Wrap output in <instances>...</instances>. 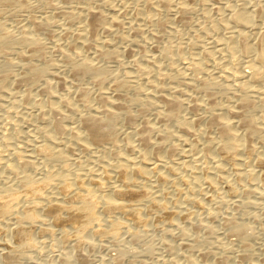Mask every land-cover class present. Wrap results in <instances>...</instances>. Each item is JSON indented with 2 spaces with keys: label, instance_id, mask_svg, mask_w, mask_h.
I'll return each mask as SVG.
<instances>
[{
  "label": "rangeland",
  "instance_id": "rangeland-1",
  "mask_svg": "<svg viewBox=\"0 0 264 264\" xmlns=\"http://www.w3.org/2000/svg\"><path fill=\"white\" fill-rule=\"evenodd\" d=\"M134 1L135 0H121L118 2L119 4L117 0H4V3L0 2V23H2L5 29L10 31L14 36L20 34L23 29L21 24H25L27 28L29 26V21L33 18L37 20L40 18L39 21H44L46 27L44 26L42 30L33 31L30 26V29L28 28L30 31L27 30L29 34H32L31 36H36L35 38L43 43L45 51L42 58L43 61L50 60L53 65L60 66L58 70L53 69L51 71L54 76L48 74L46 78L44 77L38 80V82L35 81L37 83L32 81L30 83L29 81V83L17 84L12 80L13 77H11V79L0 88V196L10 195V190H7L6 186L11 183L17 185L15 188L11 187L15 190V193L22 192L34 185L35 182L33 181L37 179L44 180L49 184L45 193L33 191L23 202H11L7 205L10 212L23 213L25 218H20L17 215L12 216V214L7 213L0 219V251L2 250L1 252L4 255V257L2 256L3 258L0 255V264H111V259L114 256L119 260L120 264H219L218 260L223 261L225 264H264V171H260L254 162L256 157H258L257 155L264 156V133L260 135L239 130L238 133L242 135L241 139L248 140L249 145H251L253 149L251 153L249 152L247 155L240 153L241 157L242 155L243 157L245 156L244 158L242 157V159H240V156V158L236 156L235 158L237 159L227 161L229 163L220 161L218 158L215 159V153L212 150V152L210 150H205L202 143L203 141H201L205 136L211 137L214 141L218 140L214 132L215 130L206 128L207 115L205 114L207 113L206 108L209 107L210 104L213 105V108H222L223 106L226 107L229 104L232 105L236 103L237 98H250L251 106L242 109L243 112L257 119L264 125V49L261 54L255 51L244 54L240 53L237 49L233 51H219V44H217L224 41L228 34L226 32L228 30L223 27L224 25L232 27L233 30L235 28V31L238 30V33H246V41L248 43H253L258 33L264 30V12L262 15L254 13V17L251 20L252 24L245 27L233 13L244 8L251 0H249V2L248 0L247 2L246 0H206L205 3L194 0H171L173 3L174 1L175 3L181 1L185 2L192 10L190 9L185 19L179 16L181 15L179 13L175 14L176 16L174 14L163 13L156 16L158 20L154 21V23L153 21L149 23L148 21L138 19L139 17H134L136 16L134 10L137 9V11L140 12L143 10V14L146 15L145 17L154 16V12L145 6L143 2L140 3L141 7H139V5L135 7L136 4H134ZM105 4L110 7H106ZM113 4L114 7L118 5L117 8H114ZM219 4L220 9H218ZM221 7H223V9ZM84 8H86L85 10L87 12L83 10ZM90 8L93 11H97L96 9H98L97 12L101 9L100 13L102 12L106 19V21L104 19V23L106 25L110 24V26H106L103 23L106 29H104V27L102 28V25L101 29L99 28L101 32L99 29V32L97 31V36L99 37L95 36L94 40L88 31L80 29L83 24L86 26L88 20H90L89 15H87L89 13L87 9ZM121 8L122 11L124 10L123 12ZM82 11L86 18L82 16ZM118 12H122L123 15ZM67 13H71L72 17L74 16L73 19L70 14ZM115 14L121 16L117 18ZM110 16L113 17L111 18ZM160 16H162L161 19H159ZM122 17L125 20L122 19ZM174 17H176V19ZM42 18H44V20H41ZM112 19H114V22ZM118 19H122L123 21H119ZM137 19L141 21V23L143 22V25L138 23ZM25 20L28 23L25 22ZM126 20L128 22L130 21L132 24L129 23L128 25ZM117 22H119L118 25L122 23L124 26L121 24L120 29L115 25ZM153 24L155 25L152 27ZM125 25H128V28ZM132 25H134V27L142 26V28H140L142 30L137 33L138 35H133L134 31L131 30L133 29ZM158 25L159 27H157ZM160 25H162V28ZM129 27L131 29H129ZM122 28H124L126 32ZM68 29L71 30L69 33ZM103 29L106 32L110 30L108 32L109 35L105 31H102ZM113 29H115V31ZM81 31H84L86 37H84ZM60 32H66L67 35ZM86 32L88 34H86ZM110 32H113L114 36L112 33L110 34ZM74 33H76L77 36H75L76 34ZM123 34L126 39L123 37ZM60 35H64L66 39L70 35L69 39L71 38L70 40L74 41H70L69 39L66 41L63 36H61V39V37H59ZM79 35L82 38L79 37L80 39H76ZM110 35L111 37L109 38ZM116 35L119 37H116ZM127 35L129 37H127ZM154 36L158 38L155 37L154 39ZM114 37L115 39H113ZM121 37L125 39L126 42L121 39ZM96 38H101V41L106 38L109 40L111 39L112 41L109 42L110 45H113L110 46L109 42L107 43L108 45H101V41H98L99 39L97 40ZM116 38H118L119 41ZM52 39L54 41H52ZM75 41L76 43H74V46L76 48L78 46V51L75 48L77 54L80 48L81 51L74 60L76 59L77 61L78 58V61L85 60V58L88 60L90 57L89 60L92 59L90 60L92 63H96L97 65L100 64L102 67H105H103L105 69L103 78L106 79L107 83L100 86V91L98 93H80L79 90L81 87L91 86L92 81L89 80L90 78L82 79L69 76V72L66 69L67 65H65L66 60L62 57L61 50L69 49V43ZM113 41L115 44L112 43ZM80 42L86 43V46H90V49ZM97 42L101 47L97 45ZM67 43L68 45H66ZM89 43L93 44V46ZM94 44L96 45L95 47ZM62 46L66 49L62 48ZM230 46L231 44L229 47ZM96 47H98V49H96ZM114 47L117 48L115 49ZM108 48L111 50L113 49V51L117 50L115 51L117 55L114 57L116 58L115 60L113 58L108 61V57L105 59V55L101 56L98 54L99 52H97L99 49H102L103 51L106 50L107 52H105L108 53V51H110ZM55 50L57 52H55ZM91 52H94L96 55ZM247 56L253 59V70L247 82L243 84L244 79L240 73L245 69V65L242 64V61L245 60V58L248 59ZM102 57L104 59H102ZM8 58L12 59L15 61L14 63L17 64L13 66V68H10L9 73L13 76H17L22 71L20 70L21 68L18 67L20 63L15 59L13 54H10ZM2 59L3 58H0V61H3ZM137 59L141 61L139 62ZM33 63L37 64L34 59ZM63 65L66 66V68L63 67ZM61 66L67 71L62 69ZM58 73L63 74L61 75L65 83L62 85L57 84L58 80L56 81V79L57 76H59ZM116 74L119 75L117 76ZM113 76L117 77H115L116 80ZM210 79L211 81H209ZM207 80L211 84L214 82L213 85H211V87H213H210L209 90L202 86V84L208 83ZM45 81L55 82L53 83L55 84L53 85L54 90L52 87L55 99L50 98L49 95L51 94L45 93ZM186 82L187 84L185 85ZM189 82H191V84ZM199 82L203 83L201 84ZM26 83L29 86L26 85ZM134 83H136L135 87L140 89L139 95L138 93L134 94V90L132 91L127 88L128 84L132 85ZM30 84L32 86H30ZM33 84H36L34 85L35 87ZM134 85L132 86L134 87ZM29 87L30 89L32 88V90H30ZM107 87H111L114 91V93H112L113 96L115 95L114 98L123 92L125 97L124 104L128 106L130 113L137 115L131 123H127L123 117H119L112 127L116 132L118 144L122 146L120 145L121 147L119 146L118 148L112 149L110 146L105 145L102 148L99 147L95 149L96 151L92 149L86 153L71 149L69 145L70 142L65 135H58L52 127H50V121L56 122L57 119L61 126L70 125L73 119L69 115V110L65 107L59 108L58 106L57 112H54L49 109V104L58 105V97L64 96L67 99L70 98L74 107L84 112L88 106H93L92 108L96 106L95 104L97 101L101 97H104L105 88ZM196 88V92L200 90L198 94L195 92ZM201 88L205 90L203 89L204 91H201ZM153 89L154 92L156 90H161L159 91L160 93L163 92L166 94L167 92L169 95L176 92L178 95H173L179 99L182 98V101L186 95L187 102L186 100L183 101V105L186 108H183V106L182 109L184 110H180L178 114L180 116L183 114V117H188L185 118L186 120L188 119L187 121L190 120V128H193L192 132L195 131V134L198 136H195L194 133L190 135L180 131L172 119H160L157 117V111H161V109L163 111L165 109L161 101H156L158 109L157 105L156 107L154 105V108H148L141 113L137 106V108L133 106L131 100L134 99L135 96L143 98L145 97V92H151ZM25 90H28V92H25ZM26 95L27 97H25ZM51 97L53 96L51 95ZM191 97L192 99H196L195 101L198 103H201V100L204 102L201 103L202 107H204L200 109L204 111H201L204 119L198 123L195 122L196 124L193 122V118H196V116L192 110H190L191 102H194ZM218 105L223 106L218 107ZM230 118L234 120L235 117L230 116ZM146 121L155 129L157 128L156 131H158V133L149 134V145L151 148H149V145L147 147L141 146L140 142L136 141L137 138L135 136L125 137V134L130 130L136 131V129H143ZM199 123H201V125H198ZM174 127L177 131L173 129ZM165 130H170L174 136H177L175 134H179L182 138L186 136L185 138L187 139V137H189L187 139L189 142L196 143L201 139L202 145L201 143H197L196 149L191 153L192 155L194 153V155L188 157V154L184 156L180 148L181 142L177 139L175 140V138H169V142L167 141L169 144L165 145L167 147H162L163 149L161 148V150L157 147L154 148L156 143L159 144L160 141H162L161 132H165ZM49 137L51 140H48ZM195 137H198V140ZM190 138H192L193 141ZM64 142L67 146L62 148L61 144ZM58 143L60 146L57 145ZM125 143L133 144L134 147L127 149ZM171 144H177L178 149L180 148L179 152L176 150L174 154H171L169 150H166ZM183 149H185V147ZM227 150L232 152V148L229 146H227ZM178 153L180 154L178 155ZM195 156L197 157L196 161H194L196 159ZM26 157H31L32 160H35V167L25 168L18 165L25 160ZM127 158H131L136 165L139 166L140 164L141 166H139V168H132L133 165L129 164L130 167L125 162ZM144 162H154L159 165L157 166V168L159 167L158 172L152 174V176H145L141 171L146 168ZM246 162L247 164L245 165ZM248 163H252V167L255 168L254 171L248 170V168L252 170ZM114 166L117 168L115 169ZM140 167L145 168L141 169ZM107 169L112 174L125 171L124 174L127 175L128 180L134 182L132 189L135 191L145 190L149 196V199L145 197V200L142 199L132 204L136 205L141 215L147 218L146 223H143L144 225L130 226V231L135 232L137 238L131 237L121 223L119 225L116 224L114 226L116 228L113 227L115 231L112 232V234H106V232H109V227H112L110 224L108 225V220H112L113 216L123 218V216L131 213V211L128 210L126 215L111 214L112 217L109 214V217L105 213L101 214V209H98V219L89 223V229H92V231H82L78 236L77 242L75 241L73 242L74 244H69L70 246L67 243L61 244L60 242L59 244L58 242L62 237V234H60L61 231L53 227L51 228L50 226L52 225L48 227V223L50 224L49 220H43L42 216L45 209L53 204L51 197L55 187L57 185H69V183L72 182L85 184L93 180L98 172ZM235 169H239V171ZM241 170L244 171V173ZM248 171L252 172V174L249 175ZM255 174L257 176H255ZM18 179H22V181L19 182L20 180ZM210 182H212L213 188L210 187ZM120 183L121 182H117V184ZM108 184L110 185V183ZM108 184L102 183L95 194L97 196L110 195L109 187H105ZM220 197L222 199H220ZM233 198L239 199L238 202L236 200L239 205L232 200ZM245 201H247V204ZM90 202L94 203L93 198H90ZM159 203H163L166 214L157 206ZM245 204L248 206H245ZM99 214L106 218L104 219ZM181 216H183L182 218L184 220L181 219ZM226 217H230L235 226L236 224L237 226L243 225L246 232H248L246 233L247 238H245L246 242L244 244L245 248L248 249L247 252L244 251L245 248L242 246L241 238H239L235 232H232L233 228L231 226L229 228V225L226 226L227 224L224 222V218ZM101 220H105L106 222ZM97 221H100L103 226L95 227V222ZM18 224L32 231V235L26 245L20 247L10 245L8 248L11 249V251L6 252L3 248L5 245L4 243L10 242L8 235L11 230L10 228ZM48 228L53 230L52 232L50 229L48 230L50 234L46 230ZM96 229H103V234H95ZM69 233L75 235L71 232H68V234ZM235 235H237L239 239ZM165 244H169L174 248L166 250ZM73 245L75 247H73ZM240 252H244L242 253L243 255L240 254ZM8 253H11L10 259L12 260L8 261V259H6L5 256H7ZM186 253L189 254V256L186 255ZM81 257H83V259H81ZM185 258L189 260V263Z\"/></svg>",
  "mask_w": 264,
  "mask_h": 264
},
{
  "label": "bare ground",
  "instance_id": "bare-ground-1",
  "mask_svg": "<svg viewBox=\"0 0 264 264\" xmlns=\"http://www.w3.org/2000/svg\"><path fill=\"white\" fill-rule=\"evenodd\" d=\"M4 0H0L1 3H4L3 2ZM121 1V0H119ZM117 0V3L119 2ZM194 1H198L200 3H205L206 0H194ZM8 2V1H7ZM6 2V4H7ZM114 2V1H112ZM111 2V3H112ZM116 2V1H115ZM132 2V1H131ZM147 6L150 10H152L154 12V16L152 15V17H145L146 15L143 14V10L140 12V11H137V9L134 10L135 12V15L134 17H139L138 19H142L143 21H148L149 23H151L153 21H156L158 20V18L156 16H158L159 14H181L179 16H182L184 17L183 19H185V17L187 16V14L190 12V6H188L185 2H178V3H174L171 1V0H135L134 1V4L135 7H137L139 5L140 6V3H142ZM172 2V3H171ZM247 2V0H246ZM245 2V3H246ZM249 2V0H248ZM19 4V3H18ZM116 4V3H115ZM119 4V3H118ZM142 4V6H143ZM100 5V4H99ZM106 5V4H105ZM132 5V4H131ZM226 5V4H225ZM224 5V6H225ZM6 6V5H5ZM8 6V5H7ZM49 6V5H48ZM118 6V5H117ZM117 6H115L117 8ZM22 7V6H21ZM106 7H110L109 5ZM111 7H112V4H111ZM113 7H114V4H113ZM114 7V8H115ZM133 7V6H132ZM130 8V7H129ZM143 8V7H142ZM223 9V7H221ZM86 8H84L83 10H85ZM132 9V8H131ZM141 9V8H140ZM139 9V10H140ZM217 9V7H216ZM215 9V10H216ZM218 9H220V4H219V7ZM89 11V13L87 15H89L90 17V20H88V24H86V26H84L83 22V26H78V27H81L80 29L81 30H86L89 32V34H91V37L93 38L94 40V37H99L97 36V33L100 31L101 32V26L103 25L104 23V14H102V12L100 13L101 9L99 12L98 9H96L97 11H93L91 8L90 9H87ZM117 10V9H116ZM192 10V9H191ZM66 11V10H65ZM86 11V10H85ZM112 11V10H111ZM119 11V9H118ZM121 11H122V8H121ZM124 11V10H123ZM122 11V12H123ZM128 11V10H127ZM145 11V10H144ZM70 12V11H69ZM83 12V11H82ZM87 12V11H86ZM122 12H118L120 13L121 15ZM133 12V13H134ZM218 12V11H216ZM264 12V0H251L248 4H246V6L242 9H239L237 12L233 13L235 15V17L246 27V26H250L252 24L251 20L252 18L254 17L253 14H257V15H262V13ZM104 13V12H103ZM108 13V12H107ZM116 13V12H115ZM127 13V12H126ZM129 13V11H128ZM131 13V12H130ZM151 13V12H150ZM67 14H70V16L72 17L71 13H67ZM112 14V13H111ZM125 14V12H124ZM143 14V16H142ZM146 14V13H145ZM61 15V14H60ZM80 15V14H79ZM107 15V14H106ZM121 15L117 16L115 14V17H120ZM126 15V14H125ZM134 15V14H133ZM150 15V14H149ZM69 16V17H70ZM76 16V15H75ZM81 16V15H80ZM79 16V17H80ZM84 18L85 15H84V12H83V15ZM108 16V15H107ZM114 16V15H113ZM112 16V17H113ZM130 16V15H129ZM151 16V15H150ZM171 16V15H170ZM176 16V15H175ZM41 17V16H40ZM74 17V16H73ZM72 17V19H73ZM106 17V16H105ZM111 17V16H110ZM111 17V18H112ZM125 17H128V16H125ZM162 16H160L159 19H161ZM31 18V17H30ZM45 18V17H44ZM44 18H42L41 20H44ZM77 18V17H75ZM109 18V16H108ZM107 18V19H108ZM129 18V17H128ZM132 18V17H131ZM176 19V17H174ZM178 18V17H177ZM67 19H68V16H67ZM70 19V18H69ZM78 19V18H77ZM122 19H124L122 17ZM119 20V21H123V20ZM137 19V22L138 23H141V21H138ZM179 19V18H178ZM181 19V18H180ZM40 20V18H39ZM35 18L31 19L29 21V26L32 28L33 31H40L44 28V26L46 27V24H44V21L41 22ZM63 20V19H62ZM76 20V19H75ZM81 20V19H80ZM85 20V19H83ZM114 19H112L113 21ZM125 20V19H124ZM130 20V19H129ZM132 20V19H131ZM136 20V19H135ZM64 21V20H63ZM69 21H72V20H69ZM82 21V20H81ZM106 21V19H105ZM108 21V20H107ZM110 21V20H109ZM127 21V20H126ZM164 21V20H162ZM161 21V22H162ZM20 22V21H19ZM23 22V21H22ZM25 22H27L25 20ZM46 22V21H45ZM48 22V21H47ZM73 22V21H72ZM70 22V23H72ZM80 22V21H79ZM78 22V23H79ZM114 22V21H113ZM160 22V23H161ZM183 22V21H182ZM28 23V22H27ZM64 23V22H63ZM125 23V22H124ZM128 25L129 23L132 24L130 21L128 22ZM126 23V24H127ZM135 23V22H134ZM143 23V22H142ZM141 23V24H142ZM158 23V21H157ZM164 23V22H163ZM162 23V25H163ZM185 23V22H184ZM48 24V23H47ZM81 24V23H80ZM114 24V23H113ZM119 22H117V24H115L116 26H118L120 28L121 24L118 25ZM264 24V23H263ZM27 25V24H26ZM104 25H106L104 23ZM102 26V28L104 27V29H106L105 27L108 25L110 26V24H107L106 26ZM123 25V24H122ZM128 25H125L127 28H128ZM138 25V24H137ZM143 25V24H142ZM155 24L152 25V27L154 26ZM162 25L161 28H162ZM21 32L20 34H16L15 36L10 32L8 31L7 29H5L4 25H2V23H0V58H3L2 60L3 61H0V88L1 86H3V84L5 85V83L7 81H9L11 79V77H13V81L17 84L19 83H24L27 82L31 83L32 82H35L42 78H46L48 76V74H52L51 71L53 69L55 70H58L60 68V66H55L52 64V62L50 60H46V61H43V54L45 53L44 51V47H43V43L39 41V39L35 38L34 36H31L32 34H29V26L26 28L25 24H21ZM88 26V27H87ZM124 26V25H123ZM133 26V29H131ZM131 28L129 27V29L133 30L131 32H133V35L134 34H137L139 33L140 28L141 27H134V25H132ZM136 26V25H135ZM146 26V25H145ZM148 26V25H147ZM150 26V25H149ZM77 27V28H78ZM87 27V28H86ZM159 27V25L157 26ZM225 29H227L228 31H226L228 34L227 36L225 37V40L224 41H217L219 43V51L221 50H229V51H233L234 49H237L240 51V53H250L251 51H255L256 53H262L263 52V49H264V30L263 31H260L258 33V36L256 37L255 41L253 43H248L246 41V33H238L237 31H235V28L234 30L232 29V27L228 26V25H224L223 26ZM29 28V29H28ZM100 28V29H99ZM223 28V29H224ZM29 31H28V30ZM47 29V28H46ZM76 29V28H75ZM99 29V31H98ZM102 30V31H105V30ZM109 29V28H107ZM111 29V28H110ZM121 29V28H120ZM124 29V28H122ZM152 29V28H151ZM260 29V28H259ZM45 30V29H44ZM43 30V31H44ZM69 30V29H68ZM115 31V29H113ZM125 30V29H124ZM150 30V28H149ZM153 30V29H152ZM18 31V30H17ZM66 31V30H65ZM71 30L68 31V33L70 32ZM84 31L81 33H83L84 35ZM98 31V32H97ZM108 31V30H107ZM110 31V30H109ZM108 31V32H109ZM113 31V32H114ZM122 31V30H121ZM246 31V30H245ZM45 32V31H44ZM73 32V31H72ZM78 32V31H77ZM106 32V31H105ZM106 32V33H108ZM113 32H110V34L112 33V35L114 36ZM126 32V30H125ZM129 32V31H127ZM153 32V31H152ZM33 33V32H32ZM35 33V32H34ZM38 33V32H37ZM47 33V32H46ZM62 33V32H60ZM80 33V31H79ZM78 33V34H79ZM104 33V32H103ZM123 33V32H122ZM130 33V32H129ZM50 34V32H49ZM52 34V33H51ZM62 34H66L67 33H62ZM76 34V33H74ZM86 34H88L86 32ZM117 34V33H116ZM120 34V33H118ZM132 34V33H131ZM18 35V36H17ZM34 35V34H33ZM73 35V34H72ZM82 35V34H81ZM103 35H107V34H103ZM102 35V36H103ZM109 35V33H108ZM124 35V34H123ZM122 35V36H123ZM126 35V33H125ZM125 35L123 36L125 39ZM138 35V34H137ZM154 35V34H152ZM64 35H60L59 37H61ZM74 36V35H73ZM77 36V34L75 35ZM118 35H116L117 37ZM135 36V35H134ZM51 37V36H50ZM56 37V36H55ZM67 37V36H66ZM70 37V35H69ZM69 37L67 39H69ZM80 35L77 38H79ZM84 37H86L84 35ZM89 37V36H88ZM108 37V36H107ZM111 37V35L109 36V38ZM119 37V36H118ZM127 37H129L127 35ZM156 36H154L153 38L155 39ZM82 38V37H80ZM79 38V39H80ZM158 38V37H156ZM62 39V37H61ZM66 39V38H65ZM66 39V41H67ZM71 39V38H70ZM69 39V40H70ZM75 39V37H74ZM75 39V40H76ZM84 40H87L85 38H83ZM97 39V38H96ZM99 39V40H98ZM97 40L98 41H101L100 39L101 38H98ZM103 39V38H102ZM105 39V38H104ZM107 39V41H106ZM105 40H102L101 41V45H105L107 44L109 41L111 42L112 40L106 38ZM115 39V37L113 38ZM118 39V38H116ZM121 39H123L121 37ZM123 39V40H125ZM50 40V39H49ZM59 40V39H58ZM83 40V41H84ZM90 40V39H89ZM88 40V41H89ZM96 40V41H97ZM131 40V39H130ZM52 41H54L52 39ZM60 41V40H59ZM70 41H74V40H70ZM68 41V42H70ZM79 41V40H78ZM82 41V40H81ZM91 41V40H90ZM89 41V42H90ZM95 41V42H96ZM119 41V39H118ZM129 41V40H127ZM133 41V40H132ZM135 41V40H134ZM137 41V40H136ZM86 42V41H84ZM84 42H80L82 44H84ZM94 42V41H93ZM110 42H109V45H110ZM126 42V40H125ZM131 42V41H130ZM57 43V42H56ZM66 43V42H65ZM74 43L75 42H72V43H69L70 45H68V43L66 45H68L69 49L67 50H63L62 48H64L62 46V50H61V55L62 57H64V59L66 60L65 61V65H67V68L66 66L63 65V67H65L68 72H69V76L73 77V78H82V79H89L92 81L91 83V86L89 85V87H81V89L79 90L80 93H83V92H87V93H98L100 91V86L101 85H104L106 82V79L103 78V73H104V68L99 65H97L96 63H92V59L88 60L85 58V60H79L78 61V56L77 58V61L76 59L74 60V58L79 54V52L81 51V48L77 54L76 52V49L77 48L74 46ZM79 43V45H80ZM87 43V42H86ZM86 43L84 44L85 47L86 46ZM98 43V42H97ZM114 43V41L112 42ZM133 43V42H132ZM137 43V42H136ZM59 44V43H58ZM88 44V43H87ZM90 44V43H89ZM115 44V43H114ZM231 44V46L229 47V45ZM57 45V44H56ZM93 46V44H90ZM99 45V43L97 44ZM101 45H99L101 47ZM108 45V44H107ZM113 45V44H112ZM110 45V46H112ZM134 45V44H133ZM137 45V44H136ZM215 45V44H214ZM60 46V45H59ZM58 46V47H59ZM65 46V45H64ZM96 45L94 44V47ZM98 46V47H99ZM55 47V46H54ZM57 47V48H58ZM90 47V46H89ZM87 47V48H89ZM98 47H96V49H98ZM104 47V46H103ZM102 47V49H103ZM106 47V46H105ZM119 47V46H118ZM76 48V49H75ZM92 48V47H91ZM110 48V47H109ZM108 48V49H109ZM115 49L117 47H114ZM120 48V47H119ZM218 48V47H217ZM56 49V48H55ZM59 49V48H58ZM66 49V48H64ZM90 49V48H89ZM94 49V48H93ZM92 49V50H93ZM102 49H99V52L98 54H100L101 56H106L105 59H107L108 57V61H110L109 59H113L116 55L115 51L117 50H114L113 49H109L110 51H108V53H106L105 51H103ZM71 50V51H70ZM218 50V49H217ZM78 51V49H77ZM90 51V50H89ZM96 51V50H95ZM55 52H57L55 50ZM60 52V51H59ZM119 52V51H118ZM91 53H94V52H91ZM120 53V52H119ZM10 54H13L15 56V59H17V61L20 63L19 64V68H21L20 70L21 73L18 74L17 76H13L12 74L9 73V70L10 68H13V66L17 65L16 63H14L15 61H13L12 59L8 58V56ZM82 54V52H81ZM95 54V53H94ZM97 54V55H98ZM96 55V54H95ZM84 56V55H83ZM141 56V55H140ZM96 57V56H95ZM139 57V56H138ZM248 59L245 58V60L242 61V64H244L243 66L245 67V69H243L241 71V76L242 78L244 79L243 81V84H245L248 80V78L250 77L251 75V72L253 70V59L250 57V56H247ZM81 59H83L82 57H80ZM92 58V57H91ZM97 58V57H96ZM140 58V57H139ZM33 59L34 61L37 62V64H34L33 63ZM95 59V58H94ZM102 59H104L102 57ZM116 58H114L115 60ZM154 59V58H153ZM113 60V61H114ZM138 60V59H137ZM139 61V60H138ZM141 61V60H140ZM139 61V62H140ZM145 61V60H144ZM148 61V60H147ZM146 61V62H147ZM150 61V60H149ZM17 62V63H18ZM41 64H39V63ZM137 62V61H136ZM149 63V62H148ZM147 63V64H148ZM138 64V62H137ZM103 65V64H102ZM61 66L62 69H65ZM65 69V71H67ZM188 69V68H187ZM184 70V69H183ZM62 71V70H60ZM192 72V71H191ZM191 72H190V75H191ZM57 73V72H56ZM188 73V71H187ZM194 73V72H192ZM55 74V72H54ZM62 74V73H61ZM58 73L59 76H57V79L56 81L58 80L57 84H63L65 83L63 78H62V75ZM57 75V74H56ZM112 75V74H111ZM117 75V74H116ZM119 75V74H118ZM117 75V76H118ZM189 75V76H190ZM50 76H54L53 74L50 75ZM68 76V77H69ZM112 77V76H110ZM116 76H113V78H115ZM117 78V77H116ZM115 78V80H116ZM136 79V78H135ZM134 79V80H135ZM112 80V79H111ZM132 80L133 82H136ZM48 81V80H47ZM108 81V80H107ZM131 81V82H132ZM138 81V80H137ZM211 81V79L209 80ZM214 81V79H213ZM212 81V82H213ZM35 82V83H37ZM132 82V83H133ZM208 82V80H207ZM217 82V81H216ZM9 83V82H8ZM26 83V85H28ZM55 83V82H53ZM52 82H46L45 81V87H44V90H45V93L47 92L48 94H51L53 97L50 96V98H54V93H53V90H54V87ZM90 83V82H89ZM88 83V84H89ZM191 84V82H189ZM201 83V82H199ZM203 83V82H202ZM201 83V84H202ZM205 83V82H204ZM214 83V82H213ZM213 83H205L204 85L202 84V86L209 90L211 85H213ZM16 84V85H17ZM135 84V85H134ZM132 85H134V87L130 84H128L127 88L130 90H134L135 93H140V89L135 87L136 86V83H134ZM187 84V82L185 83V85ZM13 85V83H12ZM36 85V84H33V86ZM87 85V84H86ZM184 85V84H183ZM29 86V85H28ZM30 86H32L30 84ZM188 86L190 87V85L188 84ZM199 86V85H198ZM216 86V85H214ZM35 87V86H34ZM33 87V89H34ZM38 87V86H36ZM52 87H53V90H52ZM96 87V89H95ZM187 87V86H186ZM188 87V88H189ZM192 87V85H191ZM200 87V86H199ZM213 87V86H212ZM211 87V88H212ZM125 88V87H124ZM157 88V87H156ZM159 88V87H158ZM198 88V87H197ZM197 88L195 89V92L197 90ZM203 88V89H204ZM30 89V87H29ZM42 89V88H41ZM105 95L104 97H101L97 103L95 104L96 106H94V108H92L93 106H88L86 108V110L84 112L82 111H79L78 108L74 107L73 106V103H71L72 101L69 99H67L66 97L62 96V97H58L59 98V104L58 105H53V104H49V109L51 111H56L58 110V106L59 108H66L69 110V115L70 117L73 119V122L70 124V125H67V126H61L59 124V121L57 119L56 122H51V125L50 127H52V129L55 131V133H57L58 135H65V137L67 138V140L70 142V148L73 149V150H78L79 152H84L86 153L87 151H91L92 149H98L99 147H103L105 145H108L110 146L112 149L114 148H118L121 144H118L117 142V137H116V132L115 130L112 129L114 123L116 122V119L119 118V117H123L127 123H131L133 121V119L135 117H137L136 114H133V113H130L129 110H128V106L124 104V94L123 92L121 94H119L116 98H114V96L112 95V93H114V91L111 89V87H107L105 88ZM160 89V88H159ZM158 89V90H159ZM162 89V88H161ZM185 89V88H184ZM199 89V88H198ZM201 88V91L203 90ZM204 89V90H205ZM32 90V88L30 89ZM29 90V91H30ZM43 90V91H44ZM203 90V91H204ZM28 92V90H25V92ZM73 91V90H72ZM123 91V90H122ZM161 91V90H159ZM159 91H155L154 92V89L153 91L151 92H145V97L143 98H138L137 96H135L134 99L131 100L132 104L134 107H138V109L140 110V113L146 109H150V108H154V105L156 107V101H161L165 107V109L162 111H157V114L155 112V114L157 115V117H159L160 119L161 118H166V119H172L174 121V123L176 124V127L184 132V133H187V134H190L191 133H194L195 136H198L197 134H195L196 132H192V129L193 128H190V120L187 121L186 118L188 117H183V114L180 116L178 114V112L180 110H184L182 109V107L184 106L183 105V101L186 100L187 102V97L184 96V99L182 101V98L179 99L177 97H175V95H178L176 94V92H173L172 95H169L167 92L166 94H164L163 92L160 93ZM164 91V90H162ZM179 91V90H178ZM177 91V93H178ZM200 90H198L196 93L198 94ZM69 92V90H68ZM67 92V94H68ZM172 92V91H171ZM180 93V91H179ZM201 93V92H200ZM25 94H28V93H25ZM47 94V95H48ZM175 94V95H173ZM184 94V93H183ZM183 96V95H181ZM188 96V95H187ZM191 96V95H189ZM27 97V95L25 96ZM131 97V96H130ZM180 97V95H179ZM133 98V97H132ZM186 98V99H185ZM189 98V97H188ZM194 98V97H193ZM55 99V98H54ZM131 99V98H130ZM192 99V97H191ZM118 100V101H116ZM128 100V99H127ZM194 100V102L192 101L191 102V106H190V110H192V112L195 114L196 118L194 116L193 118V122L195 123H198L200 121H202L204 119V116L201 114V111L203 110H200L202 107V104L201 103H204L202 102L201 100V103H198L196 102L195 100L196 99H192ZM207 100V99H206ZM235 100V99H234ZM237 102L232 104V105H228L226 107L223 106L222 108H213L210 104L209 107H205L207 110H206V114L207 115V118H206V128L207 129H212V130H215V134H216V138L218 139L217 141H214L211 137H207L205 136V138H203L202 136V140L199 139V141H203V147L205 150H212L214 153H215V156L218 160L220 161H233L237 158H235L236 156L239 157L240 156V153H243V155H247V153L249 154V152L251 153L252 151V147L251 145H249V142L248 140H242L241 139V136L238 131L239 130H242V131H246L247 133H257V134H260L261 133H264V125L259 122L257 119L255 118H252L250 115L248 114H245L243 112L242 109L244 108H248L251 106V99L250 98H247V97H242V98H237L236 99ZM200 101V100H198ZM160 102V104H161ZM208 102V101H207ZM233 102V101H231ZM58 103V102H57ZM189 103V102H188ZM188 103H187V107H188ZM230 103V102H229ZM159 104V103H158ZM208 104V103H207ZM227 104V103H226ZM162 105V106H163ZM190 105V104H189ZM161 106V105H160ZM218 105V107H221ZM136 107V108H137ZM163 107V108H164ZM183 108H186L185 106ZM138 109H136L137 111H139ZM157 109H158V105H157ZM155 110V109H153ZM200 110V112L198 113V111ZM186 111V109H185ZM191 112V111H189ZM204 112V111H203ZM202 112V113H203ZM135 113V112H134ZM139 113V112H138ZM191 115V114H190ZM230 116H233L236 118H234V120H232V118H230ZM156 117V116H155ZM190 117V116H189ZM191 118V117H190ZM55 119V118H54ZM192 119V118H191ZM55 121V120H54ZM142 123V121H141ZM195 123V124H196ZM143 124V123H142ZM174 124V125H175ZM198 125H201V123H199ZM143 126V125H142ZM143 129H136V131L134 130H130L128 132L127 130V134H125V137H129V136H135L137 139L136 141H139L141 146H148L149 145V134H154V133H158V131H156V129L149 124V122L147 123V121L145 122ZM200 127V126H199ZM205 127V126H204ZM51 129V128H50ZM51 129V130H52ZM129 129V128H128ZM173 129H176L175 127ZM197 129V128H196ZM203 129V128H202ZM171 130V129H170ZM170 130H165V132H161L162 134V141H160L159 144L156 143L155 147L154 148H161L164 147L165 145L169 144L167 143L168 139L169 138H175V140L177 139L179 142H181V150L183 151V154L184 156H186L185 154H188V156H193L191 154L197 147V143H201V141L199 142H196V143H193V142H189L187 139L189 137H187V139L184 137H180L179 134H175L177 136H174V134L170 131ZM200 130V128H199ZM198 130V131H199ZM159 131H162V130H159ZM170 131V132H169ZM177 131V129L175 130ZM202 131V130H201ZM204 132V131H202ZM124 133V132H123ZM126 133V131H125ZM183 133V134H184ZM199 133V132H198ZM159 134V135H161ZM121 135H124V134H121ZM158 135V134H157ZM189 135V136H190ZM193 135V136H194ZM202 135V134H200ZM173 136V137H172ZM161 137V136H160ZM191 137V136H190ZM200 137V136H199ZM196 138V137H195ZM194 138V139H195ZM201 138V137H200ZM172 139V140H173ZM192 140V138H190ZM198 140V137L196 138ZM48 140H51V138L49 137ZM53 141V140H52ZM193 141V140H192ZM169 142V141H168ZM172 142V141H171ZM176 142V141H175ZM54 143V142H53ZM138 143V142H136ZM174 143V142H172ZM201 143V145H202ZM126 144V143H125ZM139 144V143H138ZM178 144V143H177ZM177 144L176 145H172L171 146H168V149L166 150H169V152L172 154H174V152H176V150L179 152V149L177 147ZM57 145L60 146V144L58 143ZM62 148H65L67 146V144L62 143ZM154 145V144H153ZM122 146V145H121ZM120 146V147H121ZM152 146V145H151ZM227 146H229L230 148H232V152L227 150ZM36 147V146H34ZM124 147V146H123ZM126 147L127 149H131L133 148V144H129L127 143L126 144ZM167 147V146H165ZM185 147V149H183ZM200 147V146H198ZM39 148V147H38ZM37 148V149H38ZM125 148V147H124ZM149 148L150 145H149ZM163 149V148H162ZM165 149V148H164ZM203 149V148H202ZM152 150V149H151ZM156 150V149H155ZM57 151V149H56ZM77 151V152H78ZM96 151V150H95ZM165 151V150H164ZM163 151V152H164ZM181 151V152H182ZM211 151V152H212ZM58 153V152H57ZM59 154V153H58ZM180 153H178L179 155ZM239 154V155H238ZM56 155V154H54ZM214 155V154H213ZM242 155V154H241ZM242 155V157H243ZM181 156V155H180ZM183 156V157H184ZM214 156V157H215ZM258 157H256V160L254 161L255 162V165L256 167L260 170V171H264V156H260V155H257ZM196 157V156H195ZM212 157V158H214ZM241 157V156H240ZM239 157V158H240ZM242 157L240 159H242ZM245 157V156H244ZM243 157V158H244ZM249 157V156H248ZM247 157V158H248ZM254 157V158H255ZM181 158V157H180ZM192 159V158H191ZM249 159V158H248ZM197 160V157L194 161ZM245 160V159H244ZM243 160V161H244ZM247 160V159H246ZM252 160V159H251ZM34 161L35 160H32L31 157H26L25 160H23L20 164V166L22 167H25V168H28V167H31L33 168L34 166ZM125 162L127 163V165H133L132 168H139V166H141L139 164L136 165V163L131 159V158H127L125 159ZM216 162V161H214ZM240 162V161H239ZM248 162V161H247ZM247 162L245 163V165L247 164ZM250 162V161H249ZM146 164V168H141V169H144V170H141L143 172V174L146 175H151L152 174H155L158 172V169L159 167L157 168V164H155L154 162H144ZM229 163V162H227ZM243 163V162H241ZM144 164V165H145ZM240 164V163H239ZM252 164V163H251ZM248 163V165H250L249 167L252 168L248 170L250 171H254L255 168H253L251 165ZM36 165V164H35ZM129 165V166H130ZM232 166V164H231ZM236 166V165H235ZM238 166V165H237ZM240 166V165H239ZM35 167V166H34ZM115 169L117 168L116 166H114ZM112 167V168H114ZM131 167V166H130ZM143 167V166H142ZM233 167V166H232ZM231 167V168H232ZM237 168V167H236ZM240 168V167H238ZM233 170V168H232ZM237 171H239V169H235ZM257 170V169H256ZM258 170V171H259ZM242 171V170H241ZM240 173L242 174V172L244 173V171H242ZM125 172V171H124ZM124 172L120 171V172H116V173H110V171L107 170H101L100 172H98L96 175H95V178L85 184H81V183H78V182H72V183H69V185H57L54 189V191L52 192V201H53V204L51 206H49L48 208L45 209L44 213H42V216H43V220H49L50 224L48 223V227L49 225H52L50 226L51 228H56L58 231H61L60 234H62L61 236V239L59 240V244L61 242V244H65L67 243L68 245L69 244H72L73 242H77V239H78V236L80 235V233L82 231H92V229H89V223L90 222H94L95 220L98 219L97 217V212H98V209H101V214L102 213H105L109 216V214L111 215H115V214H122V215H126L127 214V211H131V213L127 214L126 216H123V218H120V217H115L113 216L112 220H108V225L110 224V226L112 227H109L108 231L109 232H106V234H112V232H114L115 230L113 229V227L117 224L119 225L120 223L123 224V227L126 228L127 232L131 235V237L133 238H137V234L133 231H130L131 227L130 226H141V224L143 223H146V219L145 217H143L144 215H141V212L140 210L136 207V205H132L133 203H137L139 200H142L144 199L145 200V197H147L149 199V196L147 194V192L145 190H139V191H135L134 189H132V186H133V181L131 180H128L127 178V175L124 174ZM249 172V171H248ZM239 173V172H238ZM258 173V172H257ZM240 174V175H241ZM249 175L252 174V172H249L248 173ZM262 174V173H261ZM259 175H260V172H259ZM247 176V174H246ZM245 176V177H246ZM255 176H257L255 174ZM263 177V176H262ZM146 179V178H145ZM246 179V178H245ZM20 180L19 182L22 181V179H18ZM234 180V179H232ZM142 181V180H141ZM140 181V182H141ZM35 182L34 185L28 187L27 189H25L24 191L22 192H19V193H15L11 187H17V185H14V183H11V184H8L6 186V189L7 190H10V195H4V196H0V219H2L4 217V215H6L7 213H10L13 215H17L18 217L20 218H25V215L22 213H19V212H10L8 210V207L7 205L10 204L11 202L12 203H19V202H23L29 194H32L33 191H40L39 193H45V190L46 188L48 187V183L45 182L44 180H35L33 181ZM117 182H121L120 184H117ZM104 184V183H110V185H106L105 187H107L109 189V193L110 195L108 196H97L95 193H96V190L101 186V184ZM139 183V182H138ZM209 185V184H208ZM250 186V185H249ZM210 187L213 188V184L212 182H210ZM250 191V190H249ZM209 195V194H208ZM210 196V195H209ZM90 198H93L94 200V203L93 202H90ZM226 198V197H225ZM219 199V198H217ZM220 199H222L220 197ZM234 200V202L236 204H238V200L239 199H232ZM237 200V202H236ZM231 201V199H230ZM229 201V202H230ZM243 201V200H242ZM232 202V201H231ZM240 202V201H239ZM247 201H245L246 203ZM152 204V203H150ZM234 204V203H233ZM235 204V205H236ZM247 204V203H246ZM245 206H248L246 205ZM239 205V204H238ZM243 205V204H242ZM250 205V204H249ZM158 207H160L161 210H163V213L166 214V210L164 208V205L163 203H159L157 204ZM204 207V206H203ZM241 207V205H240ZM131 208V209H130ZM195 211V210H194ZM198 211V210H197ZM195 213V212H194ZM200 213V212H199ZM204 213V212H203ZM99 214V215H101ZM173 214V213H172ZM188 214V213H187ZM111 215V217H112ZM189 215V214H188ZM191 215V214H190ZM197 215V214H196ZM195 215V216H196ZM102 216V215H101ZM117 216V215H116ZM119 216V215H118ZM121 216V215H120ZM171 216V214H170ZM104 218V216H102ZM110 217V216H109ZM183 216H181V219ZM194 217V216H193ZM211 217V216H210ZM220 217V216H219ZM101 218V217H100ZM106 218V217H105ZM104 218V219H105ZM224 222L225 224H227L226 226L229 225V228L230 226L233 228V231L232 232H235L239 238H241L242 240V246L245 248L244 244L246 242L245 238H247V235L246 233V229L244 228V226H236L234 225V222L231 221V218L230 217H226L224 218ZM120 220V221H119ZM184 220V219H183ZM101 221H105V220H101ZM106 222V221H105ZM220 222V221H219ZM46 223V224H47ZM200 224V223H199ZM144 225V224H143ZM196 225V224H195ZM241 225V224H240ZM100 227V226H103L101 225L100 221H97L95 222V227ZM106 226V225H105ZM122 226V225H121ZM118 227V226H117ZM225 227V226H224ZM47 228V227H46ZM51 228H48L46 229L47 231L50 229L51 232L53 231ZM116 228V227H114ZM141 228V227H140ZM228 228V227H227ZM11 230L9 231V239H10V242H6L4 243V248L6 252H10L11 249L8 248V246L10 245H15V246H24L26 245L27 241L30 239L31 235H32V231L22 227L20 224L16 225L15 227H12L10 228ZM55 230V229H54ZM134 230V229H132ZM137 230V229H136ZM231 230V229H230ZM45 231V232H47ZM57 231V232H58ZM124 231V229H123ZM42 232V231H40ZM49 234H50V231H48ZM68 232H71L75 235H71L70 233L68 234ZM44 234V232H43ZM95 234H99V235H102L103 234V229H99V230H95ZM125 235V234H124ZM237 235H235L237 237ZM60 236V235H59ZM58 236V237H59ZM248 237H249V234H248ZM238 238V237H237ZM238 238V239H239ZM58 241V239H57ZM180 241V240H179ZM185 241V240H184ZM240 241V240H239ZM13 243V244H12ZM57 243V244H58ZM183 243V241H182ZM185 243V242H184ZM240 243V244H241ZM74 244V243H73ZM185 245V244H184ZM238 245V244H237ZM70 246V245H69ZM177 246V245H176ZM72 247V246H71ZM73 247H75L73 245ZM240 247V246H239ZM241 247V248H243ZM70 248V247H69ZM165 248L166 250L168 249H173L169 244H165ZM238 248V246H237ZM73 249V248H72ZM228 249V248H227ZM76 250V248H75ZM74 250V251H75ZM176 250V249H175ZM2 251V250H1ZM0 251V255L1 257L4 255L2 254V252ZM174 251V250H173ZM172 251V252H173ZM230 251V250H229ZM240 251V250H239ZM242 251V250H241ZM244 251H248L247 248H245ZM235 252V251H234ZM245 252V253H246ZM174 254H176L175 252H173ZM185 253V252H184ZM226 253V252H225ZM229 253V252H228ZM237 253V252H236ZM244 253V252H242ZM240 252V254H242ZM11 253H8L6 257V259L9 260H12L10 259L11 258ZM191 254V253H190ZM239 254V252H238ZM186 255L189 256V254L186 253ZM243 255V254H242ZM241 255V256H242ZM246 255V254H244ZM178 256V255H177ZM2 257V258H3ZM62 257V256H61ZM185 257V256H184ZM240 257V255H239ZM187 258V257H186ZM185 258V259H186ZM81 259H83V257H81ZM182 259V258H181ZM191 259V258H190ZM218 259V258H217ZM187 262L189 263V260L186 259ZM179 261V260H178ZM110 262V261H109ZM217 262V261H216ZM192 263V262H191ZM218 263L219 264H225L223 261H219L218 260ZM111 264H120L119 263V260L114 256L112 259H111ZM187 264V263H186ZM250 264V263H249Z\"/></svg>",
  "mask_w": 264,
  "mask_h": 264
}]
</instances>
